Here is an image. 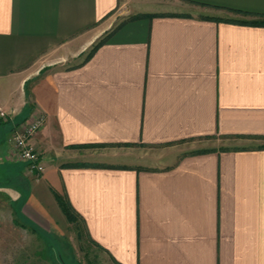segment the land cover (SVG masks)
Instances as JSON below:
<instances>
[{"label": "crops", "instance_id": "0c3cea01", "mask_svg": "<svg viewBox=\"0 0 264 264\" xmlns=\"http://www.w3.org/2000/svg\"><path fill=\"white\" fill-rule=\"evenodd\" d=\"M242 18L264 20V0H0L14 216L65 234L57 192L110 264H264V23ZM38 115L35 176L8 135Z\"/></svg>", "mask_w": 264, "mask_h": 264}, {"label": "rangeland", "instance_id": "374dc122", "mask_svg": "<svg viewBox=\"0 0 264 264\" xmlns=\"http://www.w3.org/2000/svg\"><path fill=\"white\" fill-rule=\"evenodd\" d=\"M170 11L222 18L248 16L241 12L192 3L172 5ZM216 141L217 138L204 140L208 144ZM17 157L18 161L24 162L19 155ZM14 215L8 197L0 192V264H50L51 261L60 264L111 263L104 249L88 236L78 215L71 221V226L65 234L47 232L37 228L32 221Z\"/></svg>", "mask_w": 264, "mask_h": 264}, {"label": "built area", "instance_id": "2783aa9c", "mask_svg": "<svg viewBox=\"0 0 264 264\" xmlns=\"http://www.w3.org/2000/svg\"><path fill=\"white\" fill-rule=\"evenodd\" d=\"M10 118V112L0 107V122H6ZM45 118L38 115L22 123L15 124L8 135L9 144L16 154L24 160L26 170L31 174H42L45 171L40 151L31 144L30 139L44 126Z\"/></svg>", "mask_w": 264, "mask_h": 264}, {"label": "trees", "instance_id": "16d2710c", "mask_svg": "<svg viewBox=\"0 0 264 264\" xmlns=\"http://www.w3.org/2000/svg\"><path fill=\"white\" fill-rule=\"evenodd\" d=\"M236 12H241V13H245L248 14L249 12H244L242 10H235ZM142 15H150V14H142ZM227 20H231V18H227ZM234 21H240L243 23H256V24H260V23H264V20H248V19H232ZM104 41V39L100 40L95 46L94 48H96L99 44H101ZM93 48V49H94ZM56 194V198L60 204V206L62 207L64 213L66 214V216L68 217V219L70 221L74 220L75 217L77 216V213L74 209V207L72 206V204L70 203V201L68 200L67 197L59 194V193H55Z\"/></svg>", "mask_w": 264, "mask_h": 264}]
</instances>
